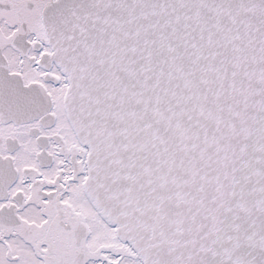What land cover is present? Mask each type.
<instances>
[{
	"label": "snow or ice",
	"instance_id": "6c2138e0",
	"mask_svg": "<svg viewBox=\"0 0 264 264\" xmlns=\"http://www.w3.org/2000/svg\"><path fill=\"white\" fill-rule=\"evenodd\" d=\"M0 264H264V0H0Z\"/></svg>",
	"mask_w": 264,
	"mask_h": 264
}]
</instances>
